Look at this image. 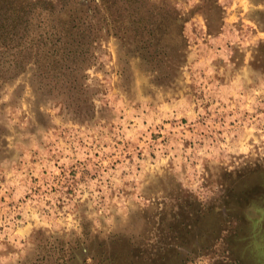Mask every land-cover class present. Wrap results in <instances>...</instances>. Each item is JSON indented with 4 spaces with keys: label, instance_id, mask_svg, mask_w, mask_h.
I'll return each instance as SVG.
<instances>
[{
    "label": "rangeland",
    "instance_id": "374dc122",
    "mask_svg": "<svg viewBox=\"0 0 264 264\" xmlns=\"http://www.w3.org/2000/svg\"><path fill=\"white\" fill-rule=\"evenodd\" d=\"M2 14L0 264H264V0Z\"/></svg>",
    "mask_w": 264,
    "mask_h": 264
},
{
    "label": "trees",
    "instance_id": "16d2710c",
    "mask_svg": "<svg viewBox=\"0 0 264 264\" xmlns=\"http://www.w3.org/2000/svg\"><path fill=\"white\" fill-rule=\"evenodd\" d=\"M2 1L5 2V0H2ZM19 11L22 12V14H21L20 17H23V16H25V15L28 14V10L25 9V8H23V7L20 8ZM9 17H10L9 15L2 14V17H1V20H0V31H1L0 32V37H8V35L11 34V30H12V34H14L16 31H14L13 29H16V27H18V25L22 24L23 22H26V23H25V25L22 28L25 29V30H27L26 27H27V21L28 20H26V19L25 20L19 19L16 22H15V20H13L14 24H12V26H11L12 29H11L9 27L10 26L9 23L7 22V20L9 19ZM77 25H79V22L72 24L71 31L69 30L70 32H69V34H67V36H71L72 38L74 36L75 37L78 36V34L80 33V30H79V28H78ZM168 254L171 255L170 254V251H167L165 256L168 257V258H172V255L169 256Z\"/></svg>",
    "mask_w": 264,
    "mask_h": 264
}]
</instances>
